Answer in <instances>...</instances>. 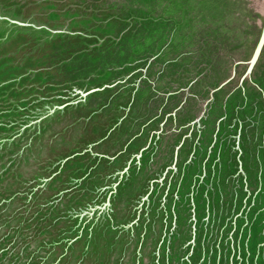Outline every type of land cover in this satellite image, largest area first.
<instances>
[{"label":"rangeland","instance_id":"obj_1","mask_svg":"<svg viewBox=\"0 0 264 264\" xmlns=\"http://www.w3.org/2000/svg\"><path fill=\"white\" fill-rule=\"evenodd\" d=\"M263 158L264 0H0V264H264Z\"/></svg>","mask_w":264,"mask_h":264},{"label":"trees","instance_id":"obj_2","mask_svg":"<svg viewBox=\"0 0 264 264\" xmlns=\"http://www.w3.org/2000/svg\"><path fill=\"white\" fill-rule=\"evenodd\" d=\"M260 162V161H258ZM261 165V169L262 172L264 173V158L262 159V162H260ZM240 166L238 165L236 169H238ZM219 169H221V167L219 166ZM233 170H226V172L230 173L231 178L232 179V185H230V188L233 189H237L238 187L241 189L242 187H244V191L245 194H242L240 201H235V202H231V199H228V202L226 203V205L224 204V210L228 211L229 214L232 215V219L234 220V227H236V225L241 224V222L245 219L246 222H250L252 219L253 221H259L260 222V218L264 215V209L260 207H256V202H255V198L254 196L258 194L259 192V188L251 191V189L248 186V183L246 182V178H242V180H238V178L236 179L234 177V174L239 173L238 170H235L234 172ZM225 173V171L223 172V174ZM236 176V175H235ZM261 176V175H260ZM259 176V177H260ZM229 179V180H230ZM229 180H226L225 182H229ZM260 181V179L258 180ZM222 184L223 182H220L218 180H216V184L218 186V184ZM205 194L208 193V191L205 190L204 192ZM218 194L220 196V189H218ZM230 198V197H229ZM207 202H204V204H208L210 205V207H212V209H216V205H217V192L214 190V192H212V196L211 198H208V196L206 197ZM238 202V204L236 205V203ZM259 208V209H258ZM211 209V210H212ZM207 210H209V206L207 207ZM251 215V218L249 219L248 215ZM240 218H242V220L239 222ZM262 226L261 229L263 230V233L261 234L262 239L264 238V216L262 218ZM247 226V224H243L242 226H240V228ZM260 226V223L259 225ZM263 242V241H261Z\"/></svg>","mask_w":264,"mask_h":264}]
</instances>
